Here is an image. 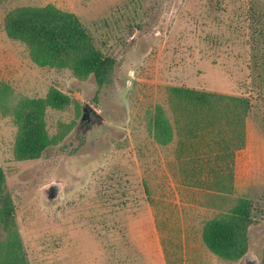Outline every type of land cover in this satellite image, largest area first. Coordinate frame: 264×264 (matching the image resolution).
Returning a JSON list of instances; mask_svg holds the SVG:
<instances>
[{
  "label": "rangeland",
  "instance_id": "374dc122",
  "mask_svg": "<svg viewBox=\"0 0 264 264\" xmlns=\"http://www.w3.org/2000/svg\"><path fill=\"white\" fill-rule=\"evenodd\" d=\"M48 5L75 14L113 60L102 84L71 64L35 65L6 34L8 12ZM0 82L17 100L51 88L70 98L46 108L50 145L34 160H14L17 128L0 112V262L17 235L26 264H264V0H5ZM171 87L247 98L244 145ZM157 107L172 128L165 145L150 127ZM240 198L250 203L244 254L225 259L202 230Z\"/></svg>",
  "mask_w": 264,
  "mask_h": 264
},
{
  "label": "trees",
  "instance_id": "16d2710c",
  "mask_svg": "<svg viewBox=\"0 0 264 264\" xmlns=\"http://www.w3.org/2000/svg\"><path fill=\"white\" fill-rule=\"evenodd\" d=\"M5 0H0V4ZM6 34L23 43L31 61L40 67L66 68L70 64L74 75L84 78L92 75L102 84L110 74L113 60L103 56L73 13L54 6L20 7L8 12L4 18ZM171 95L184 107L189 105L200 121L226 122L236 127L239 146L245 143V119L251 105L247 98L233 97L214 92L198 91L184 87H171ZM70 98L56 88H51L45 98H20L11 95L8 85L0 82V112L14 120L17 131L13 146L16 161L37 159L50 145L45 123L47 107L61 110ZM209 121V120H208ZM154 140L161 145L171 141L172 128L162 108L157 107L151 122ZM5 184V173L0 168V199ZM8 199H3L7 219L12 215ZM250 203L240 198L226 215L206 222L202 230L205 246L215 255L236 259L244 254V234L250 224ZM0 264H26L20 239L12 236Z\"/></svg>",
  "mask_w": 264,
  "mask_h": 264
},
{
  "label": "water",
  "instance_id": "95a60500",
  "mask_svg": "<svg viewBox=\"0 0 264 264\" xmlns=\"http://www.w3.org/2000/svg\"><path fill=\"white\" fill-rule=\"evenodd\" d=\"M49 187H50V186L48 185V186H46V187H45V189H47V188H49ZM249 257H250V256H249V255H247V258H249Z\"/></svg>",
  "mask_w": 264,
  "mask_h": 264
}]
</instances>
